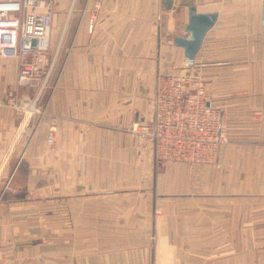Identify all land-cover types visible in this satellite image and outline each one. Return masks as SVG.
<instances>
[{
  "label": "crops",
  "instance_id": "1",
  "mask_svg": "<svg viewBox=\"0 0 264 264\" xmlns=\"http://www.w3.org/2000/svg\"><path fill=\"white\" fill-rule=\"evenodd\" d=\"M53 2L58 51L41 57L51 73L24 121L35 90L0 59V264H264L263 235L244 231L246 212L264 229L263 0H195L217 19L191 67L173 45L186 7ZM185 70L229 140L216 162L155 166L130 125L152 118L157 77Z\"/></svg>",
  "mask_w": 264,
  "mask_h": 264
},
{
  "label": "built area",
  "instance_id": "2",
  "mask_svg": "<svg viewBox=\"0 0 264 264\" xmlns=\"http://www.w3.org/2000/svg\"><path fill=\"white\" fill-rule=\"evenodd\" d=\"M98 3L96 0L95 5ZM54 14L53 0H0V59L17 61L16 87L35 90L22 121L38 112L36 102L51 73L53 63L43 70L40 61L50 51ZM203 83L187 70L157 77L152 118L130 125L133 136L152 149L156 165L170 161L213 163L228 143L220 111L211 105ZM52 140L49 134L47 142Z\"/></svg>",
  "mask_w": 264,
  "mask_h": 264
},
{
  "label": "water",
  "instance_id": "3",
  "mask_svg": "<svg viewBox=\"0 0 264 264\" xmlns=\"http://www.w3.org/2000/svg\"><path fill=\"white\" fill-rule=\"evenodd\" d=\"M159 3L169 10H178L186 7L188 12V22L184 29L188 36L176 35L173 38V45L182 47L187 67L193 66L194 57L199 51L205 33L215 24L217 13L198 12L195 0H159ZM262 25H264V0L262 2Z\"/></svg>",
  "mask_w": 264,
  "mask_h": 264
},
{
  "label": "rangeland",
  "instance_id": "4",
  "mask_svg": "<svg viewBox=\"0 0 264 264\" xmlns=\"http://www.w3.org/2000/svg\"><path fill=\"white\" fill-rule=\"evenodd\" d=\"M49 53H55V51L54 52L49 51ZM209 94L211 95V93H209ZM153 163L156 166L155 162H153ZM184 203H186V202H184ZM258 215H259V213H248V212H246V216L248 219L246 220V224L244 225V226H246L245 229L242 228L241 225L238 227H235V228H231V230H230L231 237H233V235H235V237L237 235H242V234H240V232L243 231V229L245 231V235L250 237V238H252L253 236L258 237L260 235H263V237H264V229L260 228V232H259L258 228H255L252 226L253 223L255 222V218H257ZM261 216H263V217H261V219H264V212L261 213ZM262 242L264 243V241H262ZM251 246H253L252 243L247 244V247H251Z\"/></svg>",
  "mask_w": 264,
  "mask_h": 264
}]
</instances>
